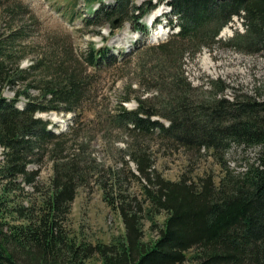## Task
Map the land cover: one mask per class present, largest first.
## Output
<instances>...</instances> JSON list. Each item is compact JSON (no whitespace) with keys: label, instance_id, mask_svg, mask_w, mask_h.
Returning a JSON list of instances; mask_svg holds the SVG:
<instances>
[{"label":"trees","instance_id":"16d2710c","mask_svg":"<svg viewBox=\"0 0 264 264\" xmlns=\"http://www.w3.org/2000/svg\"><path fill=\"white\" fill-rule=\"evenodd\" d=\"M134 1L102 4L94 10L91 26L102 30L110 25L115 31L132 21L138 26L136 30L145 35L147 28L142 20L155 6L145 10L135 7ZM163 1L166 0L159 3ZM167 4L170 25L179 31L169 41L148 49L160 54L156 61L167 67L165 71L183 61L187 52L196 55L206 47L213 48L235 18L242 20L244 31H236L227 46L264 59V0H167ZM116 21L118 27L114 26ZM20 35L19 31L12 32L9 45L14 46ZM7 49L0 43L3 195L11 193L13 188H6L20 178L26 183L34 182L38 173H30L27 167L34 157H43L46 145L52 143L60 155L55 158L50 191L38 214L27 217L26 223L10 225L6 221L8 205L0 196V264H95L94 260L99 264H185L191 251L194 254L190 259L196 264H264V99L215 98L211 102H194L184 74L172 73L167 77L171 79L169 83L159 80L163 87L160 95L164 97H159L152 86L144 91L153 93L151 100L163 99V112L155 111L152 102L148 104L149 99H139L134 111H127L122 103L121 113L111 116L119 129L134 135H157L177 152L211 153L222 168L218 181L213 175L197 181L186 176L170 181L158 174L147 158L127 154L128 161L137 166L132 178L140 184L142 196H136L131 186L123 188L119 175L105 183L98 168L85 166L82 146L77 154L63 156L69 142L66 138L78 128L72 125L67 131L56 133L49 129L51 122L36 117L38 113L50 112L76 116L74 105L81 101L85 89L77 76L67 72L66 85L49 80L41 97L33 101L27 92L21 94L16 87L25 84L28 78L24 74L37 67L31 65L9 74L7 62L13 59L14 47L10 55ZM118 59L114 50L106 46L91 47L86 56L88 66L94 70L103 65L115 66ZM156 75L152 69L145 76L154 80ZM6 85H12L13 99L4 96ZM224 91L221 89V93ZM21 95L27 99L19 107ZM128 101L130 98L123 102ZM153 117L168 123L152 120ZM74 122L77 123L75 119ZM234 147L256 149V161L232 168L227 155ZM90 175L103 184L105 201L120 215L125 227V235L110 244L77 241L64 230L78 190L89 184ZM14 212L22 214L20 209ZM162 214L165 220L160 226L154 220ZM145 219L151 220L158 235L149 242L145 241Z\"/></svg>","mask_w":264,"mask_h":264},{"label":"rangeland","instance_id":"374dc122","mask_svg":"<svg viewBox=\"0 0 264 264\" xmlns=\"http://www.w3.org/2000/svg\"><path fill=\"white\" fill-rule=\"evenodd\" d=\"M159 1H134L135 7L145 10L155 6L142 20L148 28L144 35L136 30L138 26L132 21L125 22L115 31L110 25L102 30L91 26L94 10L102 4L111 6L115 0H0V43L9 48L8 55L14 47L13 59L7 62V72L13 75L18 69H28L31 65L37 67L24 74L28 81L16 87V91L21 94L27 92L35 101L41 97L49 80L66 85V73L75 74L85 88L81 101L74 105L76 116L50 112L38 113L36 117L51 122L49 129L56 133L67 131L72 125L74 129L78 128L73 136L69 134L66 138L69 142L63 156L77 154L79 146H82L80 152H86L83 154L85 166L98 168L105 183L119 175L123 188L131 186V192L136 196H142L140 184L132 178V174H137V166L128 161L127 154L147 158L158 174L170 181H179L182 176L197 181L207 175L215 176L218 181L222 168L211 153L177 152L157 135H134L119 129L111 121V116L121 113L122 103L127 111H134L139 99H149L148 104L152 102L155 111L163 112V99L151 100L153 93L144 91L152 86L159 97L163 96L160 95L163 87H160L159 80L165 79L169 83L171 79L167 77L172 73L184 74L194 102H211L215 98L229 101L236 98L264 99V59L260 55L235 51L226 44L236 31H244L239 18L223 30L218 38L220 42L213 48L206 47L196 55L187 52L183 61L165 71L167 67L156 61L160 54L148 51L169 41L174 33L169 22V7L160 5ZM155 21L156 27L153 26ZM119 25L118 21L114 24L115 27ZM14 31H19L21 35L14 46H10L8 36ZM155 34L162 35L156 38ZM94 46L114 50L119 57L118 64L103 65L98 70L90 68L86 56ZM205 62L207 68L203 65ZM152 69L158 74L154 80L145 76ZM221 89H225L224 93ZM4 96L8 99L15 97L12 85L4 87ZM125 98H130V101L123 102ZM26 99L25 95H21L19 107L26 103ZM152 120L165 125L168 123L161 117H153ZM52 145H46L47 152L43 153V157H34L27 167L30 173H38L33 183H26L20 178L6 188V191L11 188L13 191L3 195L5 182L0 180V196H4L8 205L6 221L10 225L26 223L27 217L36 216L43 205L52 186L55 158L60 155L56 146ZM235 149L227 155L232 168H242L256 161V149ZM2 160L3 148L0 146ZM89 178V184L78 190L64 230L77 241L110 244L125 235V227L120 215L105 201L103 184L96 182L95 175ZM14 209H20L22 214L14 212ZM164 220L165 214H162L154 221L161 226ZM144 224L145 241L155 240L158 235L151 227V220L145 219ZM193 254V251L188 253L185 264H196L190 259ZM94 263L99 264L97 260Z\"/></svg>","mask_w":264,"mask_h":264},{"label":"bare ground","instance_id":"6f19581e","mask_svg":"<svg viewBox=\"0 0 264 264\" xmlns=\"http://www.w3.org/2000/svg\"><path fill=\"white\" fill-rule=\"evenodd\" d=\"M164 5L166 4L167 6H168V4H167V0L166 1H163L162 2ZM170 8H168V10H169ZM170 14V13H169ZM150 22H151V24H152V19L150 20ZM153 26L154 27H156L157 26V24H153ZM146 28H147V26H145ZM148 29V28H147ZM173 29V28H172ZM179 31V30H178ZM178 31H176L175 29H174V33L172 34V36L173 35H175V34H177L178 33ZM142 34V33H141ZM161 35L162 34H155V36L154 37H156V38H159V37H161ZM155 38V39H156ZM204 66H206V68H207V64H206V62H205V64H203ZM209 65V64H208Z\"/></svg>","mask_w":264,"mask_h":264}]
</instances>
